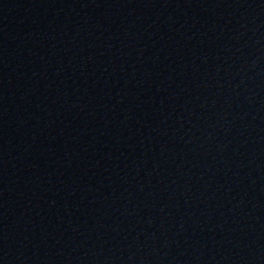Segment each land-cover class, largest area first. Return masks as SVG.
Instances as JSON below:
<instances>
[{
	"label": "water",
	"instance_id": "obj_1",
	"mask_svg": "<svg viewBox=\"0 0 264 264\" xmlns=\"http://www.w3.org/2000/svg\"><path fill=\"white\" fill-rule=\"evenodd\" d=\"M0 264H264V0H0Z\"/></svg>",
	"mask_w": 264,
	"mask_h": 264
}]
</instances>
